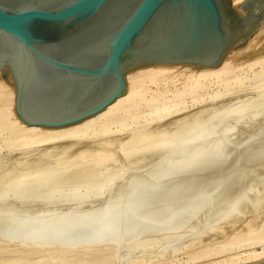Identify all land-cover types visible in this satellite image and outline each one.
<instances>
[{
  "label": "bare ground",
  "instance_id": "obj_1",
  "mask_svg": "<svg viewBox=\"0 0 264 264\" xmlns=\"http://www.w3.org/2000/svg\"><path fill=\"white\" fill-rule=\"evenodd\" d=\"M242 1L243 0H232V4L233 6H235ZM263 37H264V19L246 39H241V38L238 39L225 53L220 64L213 68L198 69V70L191 69L184 71L177 69V66L172 64H151V65H145L128 70L126 72L127 90L125 93L118 96L114 101L108 104L100 112L92 116H89L87 118H84L81 121L61 127L47 128L39 125H27L23 121H20V118L16 116L13 110L14 96H15L14 86L7 83L4 80L0 71V133L2 132L7 133V135L2 138L5 141V143L9 144L10 146H18V145L21 146L30 143L35 145L40 144L41 146L46 145V146H54V147H56V145H60L62 147L61 150L63 152L68 153V155L69 154L72 155V158L67 157L65 159L64 156H62L63 154L61 155L62 157H60L59 154L57 155V157L59 156L58 157L59 159L57 161L54 159L55 160L54 164L49 165L48 163V165H43L44 163H46L45 157L47 154L46 153L43 155L41 154L42 155L41 157L44 158L42 164L40 163L37 164L36 166L34 165L35 167L33 168L32 166V169L30 167V171H26L28 169L25 170L26 172L22 171V173L19 171V173H16L15 177L11 181L8 182L1 181L0 207H3L4 202H6V200L8 199H14L13 201H15L17 197L19 199L21 195H22L21 197H23L24 195L23 198L26 199L27 196L25 197V194L27 193V191L30 192L31 194L34 192L36 196L34 195V193L33 195H31L32 197L28 194L31 197V199L34 198L33 196L42 197L43 200L46 199L44 200L45 202L47 201V203L43 202L45 203V205L48 204L49 201L50 202L55 201L58 204H65L64 210L67 209V212L64 211L65 213L64 212L62 213L63 215L57 212L53 214L52 212L53 215L57 213L55 217L52 214L50 215L49 213H51V211L47 209L49 213L48 211H46L47 213L45 212V216H43L42 218H41L42 215L40 216L41 219L45 218L44 220H48V219L56 220L57 218L56 216H60L58 214H61V217H59V219L57 218L58 219L57 222L59 221L64 222L65 225H68V223L70 225L71 224L74 225L72 226L73 229L70 232L55 230V232L54 231H52V233L50 232V235L48 234V237L54 238L56 236H60L63 237V239L66 238L80 239V238H86L87 234L93 231H95L96 235L98 236L94 239H91V241H95V242L89 245L90 247L81 249L82 251H80L79 253L70 250L72 249L71 247H64L62 243L56 245V247H54L52 250H48L41 256H38V254H36L38 253L36 249L20 247L17 248L16 251L17 253L13 257H7V256H5V258L0 257V264H39V262L41 261H43L44 264H123L122 263L123 261L121 260L124 259L125 257H123L124 255L120 256V249L122 250L125 244L127 246L129 245L128 246L129 248H132V249L128 248L129 252L133 251V249L136 248V245L134 246L135 247L134 248L133 244L131 243H130L131 245L127 244V240L125 239L126 237L124 235L125 233L128 232L125 231L124 229H128L130 232L136 231V232H132L134 234L129 233L131 234V236L130 235L128 236L131 239H134L132 237H138V235L140 234V233L137 234V232H139L137 230H140V228L138 229L137 226L138 227L140 225L144 226L143 222L152 223L150 221L145 220L144 218L146 217L144 216L142 217V214H144V212L141 214V217L131 216V218L130 217L125 218L123 214L130 213L128 212V210L132 208L139 209L140 211H142L147 204H150V202L152 203L158 202L159 200L157 199L159 198H154L156 201H150L147 203L146 200L151 198L152 195L154 196L157 190H162L163 186L159 184L161 182L170 179V177L172 178V176L179 173L193 172L202 167L210 168L214 165H218L215 163H218L220 158L218 160H214V159L218 158L216 154H218V156L221 157L220 154L222 153L221 150H217V147H214V145L217 146L218 144H221L220 148L218 149H224L222 147L227 146L224 145V142L226 140L227 142H231L228 141L227 138L229 137L227 136L230 128H231L230 130H232L233 127L236 128V126L233 125H237V127L242 128L241 126L243 125L240 124H239L240 126L238 125V122L244 123L241 122V120L244 121L242 118H244L245 116L256 117L260 115L259 113L258 115L255 114L257 113L256 111L257 108L264 106V90H261L258 93L255 100L243 102L239 105L229 104L226 107H222L220 111L217 109L218 112L213 114L211 113L212 112L211 109L210 110L211 112L208 113L209 115H211L210 118L213 120L212 122L208 121V123L211 122L210 124H208V126L211 125L209 127L207 126L204 128L205 125L201 127V123H197L200 125L196 124L197 126H193V127H191L192 125L191 124L189 127V125H187L188 123L186 124L183 120L182 123H185V125H187V128H185L186 126L184 125H180L181 127H179L174 131H170V133H168V131L165 132L166 130L163 131L160 130L157 133H155V131L152 132L150 131V129H146V128L144 129L141 126L146 127L148 123L151 124L152 121L155 122L159 120V118L166 116L170 112L180 109L181 105L186 102L187 98L195 102L200 98H202L203 96L209 94L208 96H212L213 99H218L229 90L230 85L234 83H241L242 81H244L243 79H246L245 78L246 75H241L240 73L236 72V68H241L240 63L236 62V60L240 56L249 53L253 44L256 43L257 41L258 44L260 43L259 40L262 43L264 40ZM256 46L259 47V45L257 44ZM260 48H262V46ZM254 57L255 59L257 58L256 55ZM258 59L259 58H257V60ZM259 60L263 61L264 59H259ZM259 60L257 62H259ZM263 74H264L263 69L260 71L255 70L254 72L255 77L259 79ZM178 78H180L181 81L178 82L177 81ZM162 82H164L163 85H161ZM152 84H155L156 87L152 88ZM211 84L214 85V88L215 87H219V88L216 90L212 87V89L210 90ZM142 105L149 107L147 109H141ZM215 109L216 108H214V110ZM262 113H264V111L261 112V114ZM195 117L197 116H194V118ZM141 119L144 120L141 122L142 124L140 126L141 130L138 129V131L140 130L139 132L132 130L133 124L136 122L138 123V121ZM196 119L197 118H195L194 121L189 120L187 122L190 121L195 122L198 120L204 121V118L198 120ZM257 119L256 122L259 123ZM253 120L254 119H251L252 121L250 122L251 126L255 124V123L252 124ZM213 123L219 125V128H221V129H216L218 131V132L216 131L217 133H215L216 125H214ZM261 125H264V123L263 124L261 123ZM162 128L163 127L157 129L159 130ZM257 128L261 129L259 126L256 127L254 131H256ZM219 130H221L220 133ZM248 130H251V128ZM261 131L263 130H260V132ZM214 134L217 135L215 136ZM248 134L245 136H247L248 138H253V136L250 137L251 135ZM253 134L255 135L256 133L253 132ZM118 138H120V140H118ZM254 138L256 137L254 136ZM115 139H117L118 141H116ZM239 145H236L237 146L236 148L242 146ZM243 145L245 146V144ZM214 148L216 150H213ZM43 150L45 151L46 149H42V152ZM53 150L55 151V149ZM59 151L60 150H58V152ZM45 152H47V150ZM55 152L57 153V151ZM214 152H220V153H214ZM117 153L126 158H131L133 156L131 160L137 157L135 155L139 156V154L148 155V156L152 154H159V155L164 154L163 156L165 157L166 156L167 157L173 156V157H171L172 159L169 158V160H171L170 162H172L171 165L170 163H168V165L164 167L165 165L162 166L160 163H158L161 166V168L159 167L160 170H162V167L166 169L164 170V173L154 172L156 174H154V177L150 179L147 178L145 180L144 177L140 175H133V176L129 175L131 178H128L129 180L125 182L123 190L115 196L114 193H112V190L114 188V185H116L115 183L123 175L121 173L122 171L115 170L114 168H113L114 170H112V168L108 170L110 166L108 168L107 164L111 163L110 161L113 160V156L116 155ZM49 154L51 155V153ZM117 156L115 157L117 158ZM259 156L263 157L264 155H259ZM41 157L39 158L41 159ZM177 157L178 159L180 158L182 160L176 161ZM42 160L43 159H41V161ZM25 163H27V160ZM155 167L157 168L158 166L155 165ZM3 171L5 172V170ZM7 172L8 171H6V173ZM158 173L161 174L159 175ZM7 175H9V173H7ZM67 178L69 179L72 178L73 182L71 181V183L73 184H71L68 188H64L63 182L65 181L66 183V181H70V180H66ZM262 180H263L262 185L264 186V179ZM67 183L70 184V182ZM176 185H177V189L178 188L182 189V184H176ZM218 185L220 186L221 184ZM218 185L213 186L212 188L213 189L218 188ZM173 186L169 188L171 192L170 190H166V191H169L174 195L173 197L171 196V199L174 201L177 195L183 194L182 193L183 191L181 190L179 191L178 189V193H176L177 189L176 187ZM251 189H255V187ZM263 189L264 188H262V190L260 191L264 192ZM186 190H188V192L190 191V189L188 188ZM217 190H212V191L216 192ZM212 191L210 190L211 194L213 193ZM204 192L205 191H203L202 193ZM262 192L259 193L257 192L254 195L247 198L248 200L250 199L249 201H251L252 203V206L254 208L253 210L254 214H252V216L250 217L248 225H246L245 231L235 233L234 235H232V238L227 239V242L226 240L222 241L221 242L223 243L222 245L207 244L202 248H199L191 252L189 257L185 261L186 262L185 264H257V263L263 264L262 259H264V222H262V220L261 223L257 221L260 224L256 222V219H264V196H262ZM199 193L201 194V192ZM206 193L208 195L210 194L207 191L204 193V196L207 195ZM193 195H191L189 199L191 197L192 198L194 197L195 200H197L196 196L198 195L195 194ZM218 195L220 194L218 193ZM218 195H215L216 197L214 196V194L211 196L209 195L204 197L201 194L200 197L203 196L202 199L203 201L201 200L203 203L201 201L198 202L199 201L198 199L195 205L196 204H197L196 206L201 205L202 207L210 206L209 208L213 209V207H216V204L218 205L219 203L213 201H220L219 199L217 200V198L221 199V197H217ZM21 197L20 200H22ZM182 197L183 198L180 199L185 200L183 201L185 203L186 201L189 200L186 199L187 198L186 196L182 195ZM38 199L39 198H37V200ZM208 199H211L212 202L211 201L207 202L206 200ZM20 200L18 201L20 202ZM35 201L36 200L34 199V203L37 202ZM192 201H190L189 204L187 203L189 207H186L184 203L182 204L184 205V208H181V210L178 208V210H180L179 212H181L180 215H184V217L179 216V212L177 213L176 211L175 213L178 214L177 218L176 215L173 216V214H175L173 213V210L175 211L176 207H181L182 205L178 204L177 206H175L177 203L175 202L174 203L175 208L171 210L172 212H169L172 215V216L170 215L171 219H174V221L170 220L169 219L170 217L166 218V220L169 219L170 222L173 221V223H175V221L176 222L179 221L177 220L178 218L179 219L188 218L191 220L195 219L196 221L200 222L199 221L200 219L199 220L196 219L198 217L200 218L199 215L200 209L198 211L196 207L193 208L195 205L193 204L194 200ZM32 202L33 200H31V202L29 203L33 204ZM183 202L179 200L178 203H183ZM206 203H212L215 205L212 206V204L208 205ZM190 204L192 205L190 206ZM84 205H88L89 207H95V208H89L88 210L83 211L80 208ZM158 205L163 207L161 203H158ZM236 205L235 207L234 205L233 206L231 205L230 207L236 208ZM55 206L52 208L53 210L57 206L58 208H60L62 205L61 206L57 205L56 207ZM127 206L129 208L123 209ZM237 207H239V204ZM236 210L239 211L238 208H236ZM230 211L229 210L228 212L225 211L226 213L221 212L223 213V215L222 216L220 215L218 217H222L221 219L223 218L226 219L227 215L230 214L232 215ZM233 211L235 212V209ZM145 212L147 211L145 210ZM46 214L50 215V217L53 216V218H50ZM215 215L213 216L216 217ZM213 216L211 217V219H213V221L211 222L205 219L207 223H210V225H212L213 223L212 226L210 227L209 225L207 226V228L210 230L211 227L213 226L216 227V225L218 226V223L216 222L219 221L223 223L222 221H220L221 220L220 218L217 217L214 219ZM161 217L163 216H160V218ZM205 220L204 222H206ZM161 221H163V219ZM168 221L166 223H168ZM189 221L190 220H188L187 222ZM148 223H146L145 225L147 228H148ZM214 223H216V225H214ZM163 225H165V221ZM171 225L169 223L168 226L171 227ZM175 225H177V227L179 228V226L180 227L183 226V223H181V225L175 223ZM135 227L137 228L136 230H134ZM164 227H167V225L163 226V228ZM172 227L174 228L175 226L172 225ZM147 228H143V229H147ZM149 228L152 229L154 227H149ZM178 228H174L173 230L170 228H169L170 230H167L166 228L164 230H167L166 232H169V231H175ZM182 228H184V226ZM179 230L182 229L179 228ZM185 230L186 229L184 228V231ZM187 230H192V229L189 228ZM28 233L31 234L32 232L31 233L28 232ZM173 233L179 234L175 231V232H170L168 236H173ZM186 233H190V232L186 231ZM135 234L137 236H135ZM181 235L183 236V234ZM104 236H108V237L104 238ZM173 238H175V236H173ZM251 238L255 239V243L250 244L249 242H247ZM178 239L180 238L173 239V241L172 239H170L168 244H163V245L161 244L160 245L161 247L158 246L157 249H150V250L148 249L149 250V251L147 250L148 252H146L145 249L144 250L145 253L141 259L140 258L131 259L127 263L124 261V264L125 263L155 264L162 260L160 259L161 257L160 255L162 253H165L167 249H169L170 246L168 245H171L170 242L172 243L176 242L178 241ZM245 242H247V244ZM95 243H101L100 245L103 247L101 248L98 247L96 251H93L92 249L94 248V246L95 247L100 246L99 244L95 245ZM134 244L137 243L135 242ZM230 247L234 249L230 250ZM0 248L3 249L1 245ZM117 253L118 256H116ZM139 253L143 254V252L141 251ZM124 254L126 255V253ZM32 257H37V258H32ZM5 259H8V263H5ZM177 264H181V263L178 262Z\"/></svg>",
  "mask_w": 264,
  "mask_h": 264
},
{
  "label": "water",
  "instance_id": "obj_2",
  "mask_svg": "<svg viewBox=\"0 0 264 264\" xmlns=\"http://www.w3.org/2000/svg\"><path fill=\"white\" fill-rule=\"evenodd\" d=\"M263 19L264 0H0V71L20 121L61 127L125 93L133 68L218 66Z\"/></svg>",
  "mask_w": 264,
  "mask_h": 264
},
{
  "label": "rangeland",
  "instance_id": "obj_3",
  "mask_svg": "<svg viewBox=\"0 0 264 264\" xmlns=\"http://www.w3.org/2000/svg\"><path fill=\"white\" fill-rule=\"evenodd\" d=\"M261 40H263V39H261ZM257 42L253 44L249 53H247L246 55L240 56L236 60V62H239L241 65V68H236V72L240 73L241 75H246V77H245L246 79H243L244 81H242L241 83H234V84L230 85L229 90L223 96L219 97L218 99H213L212 96H208L209 94H207L195 102L191 101L189 98H187L186 102L181 105L180 109L170 112L169 114L159 118V120H157L155 122L152 121L151 124L148 123L150 126L148 124L146 125V127L141 126L142 125L141 122L144 121L143 119H141L138 121V123L136 122L133 124L132 130L139 132L141 130V127H142L144 129L145 128L150 129V131H152V132L155 131V133H157L160 130L161 131L166 130L165 132L168 131V133H170V131H174V130L178 129L179 127H181L180 125H184V126H186L185 128H187V125H189V127H190L191 124H192L191 127L200 125L197 123H201V127H203V125H205L204 126V128H205L213 120L210 118L211 115H209V113H208V112H211L210 111L211 109H212L211 113L213 114V113L218 112L217 109L220 111L222 107H226L229 104L230 105H239L243 102L255 100L258 93L261 90H264V74L261 76L262 78L260 77V79L255 77V75H254L255 70L256 71H260L262 69L264 70V60L263 61L261 60L262 62L259 60V59H264V40L262 43L259 40V42H260L259 44ZM256 44L259 45V47L256 46ZM261 46H262V48H260ZM256 48H258V49H256ZM254 50H256L257 52ZM255 55L257 58H259L258 60L260 63L257 62L258 61L257 58L255 59V57H254ZM252 74H253V76H252ZM177 81L178 82L181 81L180 78H178ZM163 84H164V82L161 83V85H163ZM155 87H156V85L152 84V88H155ZM212 87L214 88L213 84H211L210 90L212 89ZM218 88L219 87H215L214 89L217 90ZM148 107L149 106L142 105L141 109H147ZM263 107L264 106L256 109L257 113L255 115H258V113L260 115H258L256 117L245 116L244 118H242L244 121L241 120V122H244V123L238 122V125L239 124L243 125V126H241L242 128L237 127V125H233V126H236V128L233 127L234 130L233 129L230 130L231 128L229 129L228 136H227L229 138H227V139H228V141H231V142H227V140H226L224 142V145L225 146L227 145V146L222 147L224 149H218V148H220L221 144L217 143L218 144L217 146L214 145V147H217V150H221V153H222V154H220L221 157H219L218 154H216V156L218 158L214 159V160H218L220 158L218 163H215L218 165L212 166L213 165L212 164L211 165L212 167L208 166L210 168L202 167V168H200L196 171H193V172L179 173V174L172 176V178L170 177V179H168L164 182H161L159 184V185L163 186L162 187L163 191L157 190L155 192L154 196L151 194L152 197L146 200V203H147L150 201H156L154 198H159V199H157V200H159L158 202H156V203L150 202V204H147L142 211H140L139 209H133L132 208V209L128 210V212H130L131 214L130 213L123 214V216L125 218H129V217L131 218V216L141 217V214L144 212V214H142V217L144 216V217H146V218H144L145 220L152 222V223L143 222L144 226L146 225V223H148V228L146 226L144 227L141 225L139 227L137 226L138 229L140 228V230H137V231H139V232H137V234H139V233L140 234L138 235V237H132L134 239H131L128 236L129 235L131 236V234H134L132 232H136V231L130 232L128 229H124L125 231L128 232V233H125V235H124L126 237V238L125 237L124 238L127 240V244L131 243V244H133V247L136 245V248L135 247L134 248L137 250L133 249V251L129 252L128 251L129 245L127 246L125 244L123 246L122 250L120 249V256L124 255L123 257H125L124 259L121 260V261H123L122 262L123 264H124V261L127 263L131 259H139V258L141 259L145 253L144 252L145 249H146L145 250L146 252H148L150 249H157L158 246H160L161 244L162 245L168 244L170 239H172V241H173V239H176V238H180V239H178V241L173 242V243L170 242L171 245H168V246H170L169 249H167V251L165 253H162L160 255L161 256L160 259H162V260L155 263V264H177L178 262L181 264H185L186 263L185 261L187 260V258L189 257L191 252H193L199 248H202L203 246H205L207 244L222 245L223 244V243H221L222 241L226 240V242H227V239L232 238V235H234L235 233L242 232V231L246 230V225H248L250 217L252 216V214H254V212H253L254 208L252 206V203H251V201H249L250 199L248 200L247 198H249L250 196L254 195L257 192L258 193L262 192L260 190H262V188H264V186L262 185V182H263L262 179H264V156L263 157L259 156V155H264V127H262L264 125H261V123L262 124L264 123V121H263L264 120V118H263L264 113L261 114V112L264 111ZM214 108H216L215 109L216 111L214 110ZM258 111H260V112H258ZM206 115H208V116H206ZM194 116H197V117H195V118H197L196 120L204 118L205 122L202 120H198V121L193 122L195 120ZM261 116H263V117H261ZM257 118H260V119H257ZM246 119H248V120H246ZM251 119H254L252 124L255 123L256 125L254 124L253 126H251V123H250V122H252ZM256 119L259 123L256 122ZM183 120L186 124L187 123L188 124L185 125V123H182ZM189 120H193V121L187 122ZM260 120H262V121H260ZM208 121H211V122L208 123ZM247 121H249V122H247ZM191 122H193L194 124ZM178 124H179V126H178ZM246 124H248V125H246ZM151 125H153V126H151ZM214 125H216V124H214ZM147 126H149L150 128ZM209 126H211V125H209ZM247 126L248 127L250 126V127L248 128ZM259 126L261 129L257 128L256 131H254V129L256 127H259ZM161 127H163V128L159 129V130L157 129V128H161ZM253 127H255V128H253ZM247 128L248 129L251 128V130H248ZM138 129H140V130L138 131ZM216 129H221V128H219V125H216L215 133L218 132ZM260 130H263V131L260 132ZM220 131L221 130H219V133H220ZM233 131H235V132H233ZM232 132H233V134H232ZM253 132H255L256 134L254 135ZM168 133H166V134H168ZM229 133H231L232 135ZM248 133H251V134H248ZM247 134L251 135L250 137L253 136V138H248L247 136H245ZM6 135H7V133H3V132L0 133V178H1L0 182L1 181H5V182L11 181L15 177V174L19 173V171L21 173H22V171H24V172L30 171V167L32 169V166L34 168L37 164H40V163L42 164V162L44 161V158L41 156L45 153L47 154L45 157V161L47 164L44 163L43 165H48V163H49V165L54 164V161L55 160L57 161L59 159L58 158L59 156L57 157V155H59V154H60V157L64 156L65 159L67 157L72 158V155H70V154L68 155V153L63 152L61 150L62 147L60 145H56V147L58 149L54 146H46V145L41 146L40 144L35 145V144H31V143H30L31 145L27 144V145H21V146H19V145L18 146H10L9 144H6L5 141L2 139ZM214 135L216 136L217 134H214ZM256 135H258V136H256ZM254 136L256 138H254ZM259 136H261V137H259ZM229 139H231V140H229ZM244 139H246V140H244ZM115 140L118 141V140H120V138H118V140L117 139H115ZM116 141H114V142H116ZM248 142H251V143H248ZM239 144L242 146L238 147L239 148L238 149V148H236L237 147L236 145H239ZM243 144H245V146ZM35 146H36V148H35ZM42 149H46L47 152H45L46 150L45 151L43 150V152H42ZM53 149H55V151H57V153ZM210 149H212V148H210ZM240 149H242V150H240ZM50 150H52V151H50ZM58 150H60V151L58 152ZM213 150H216V149L214 148ZM31 151H34V152H31ZM242 151H244V152H242ZM49 153H51V155ZM214 153H220V152H214ZM53 154H55V155H53ZM117 154L113 156V160L110 161L111 163L107 164L108 168L110 166L109 169L107 168L108 170H110L112 168V170L115 169L118 171H122L121 173L123 176H121L120 179L115 183L116 185L117 184L118 185L117 186L114 185V188H113L114 192L112 190V193H114L115 196L123 190L124 184L127 180H129L128 178H131L130 176L140 175V176L144 177V179L146 180L147 178L150 179V178L154 177V174H156L157 172L164 173V170L166 168L162 167V170H160L161 166L158 163H160L162 166L165 165L164 167H166L168 165V163H170V165L172 164V162H170L171 160H169V158L173 157L170 155H168L170 157H167V156L165 157V156H163L164 154L163 155L152 154L150 156L139 154V156L135 155L137 157L133 158V160H131L133 156L131 158H126V157H123L122 155H119V154L117 156ZM115 156H117V158ZM39 157H41V159H43V160L41 161V159ZM22 159L24 160V163H23ZM26 160H27V163H25ZM181 160L182 159H180V158L178 159V157L176 159V161H181ZM155 165L158 167L156 168ZM115 166H116V168H115ZM205 166H207V165H205ZM153 168H155V169H153ZM26 169H28V170H26ZM3 170H5V172ZM136 170H137V172H136ZM6 171H8L7 173H9V175L10 174H12V175H10V176L7 175ZM154 172H156V173H154ZM161 173H158V174L160 175ZM66 180H70V181H66V183L70 182V184L69 183L66 184L64 181L63 182L64 188H68L71 184H73V183H71V181L73 182L72 178H70V179L67 178ZM176 184H182V189H180V188H178V189H179V191L180 190L183 191L182 192L183 194H179V195L176 194L177 197H175V199L173 201L171 199V196L173 197L174 195L172 193H170L171 190L169 188L172 187L173 185H176ZM218 184H221L220 185L221 187ZM216 185H218V188H220V189L215 188V187H214L215 189L212 188L213 186H216ZM173 187H176V189H177V185L173 186ZM254 187H255V189H251ZM187 188L190 189L189 192H188V190H186ZM178 189L176 190V193H178ZM166 190H170V192L166 191ZM184 190H186V191H184ZM201 190H203L205 192L208 191V193H210V190L211 191L217 190L216 192L212 191L213 193L212 194L210 193L209 195L211 196L214 194V196H215V195H218V193L220 194L217 196V197H221V199L217 198V200L219 199L220 201H213V202H217V203L219 202L218 205L216 204V207H213V209L209 208L210 206L209 207L208 206L202 207L201 205L196 206L197 205V204L195 205L196 201H198V199H199L198 202H200L203 199V196L205 193V192L202 193L203 191H201ZM173 192H175V191H173ZM199 192H201V194L203 196L200 197L201 194ZM33 193L31 194L30 192L27 191V193L25 194V197L27 196L26 199L23 198L24 195H23V197H21L22 195L20 196L22 200H20V197H19V199L17 197V199L15 201H13L14 199H8V200H6V202H4L3 207H0V245L3 248V249L0 248V257H2V258H5V256L13 257L17 253L16 252L17 248H20V247L29 248V249H36L38 252L36 254H38V256H41L45 252H47L48 250H52L54 247H56V245H59L60 243H62V245L64 247H71L72 249H70V250H73L74 252L79 253L80 251H82L81 249H85L87 247H90L89 245H91L93 242H95V241H91V239L98 237L96 235L95 231L87 234L86 238H80V239H71V238L63 239V237H60V236H56L54 238L48 237V234L50 235V232L51 233H52V231L55 232V230H61L63 232H70L73 229L72 226H74V225H72V224L70 225L69 223H68V225H65L64 222H60V221L57 222L59 217H61V214L64 211L67 212V209L64 210L65 204H58L55 201L54 202L49 201L48 204L45 205V203H47V201L45 202L44 200H46V199L43 200L42 197H35L36 196L35 193H34L35 196H33L34 198L31 199V197H32L31 195H33ZM186 193H187V195H186ZM215 193H217V194H215ZM193 194H195V195L200 194V195L196 196L197 200H195L194 197L193 198L191 197L192 199L191 198L189 199V197ZM182 195L186 196L187 200L189 199L188 201H186V203L183 202L185 200L180 199V198H183ZM209 195L207 194L206 196H209ZM206 196H204V197H206ZM262 196H264V192H262ZM37 198H39V199L37 200ZM168 198H170V199H168ZM23 199L26 201H24ZM34 199L37 201V202L35 201L36 203H34ZM176 199L181 200V202H183V203H178L179 200H176ZM18 200H20V202ZM28 200H30V201H28ZM31 200H33V202H32L33 204L29 203V202H31ZM39 200H40V202H39ZM192 200H194L193 204L195 205V206L193 205L194 206L193 208L196 207V209H198V211L200 209V211H199L200 218L199 217L196 218L197 220L200 219L199 220L200 222L196 221L195 219L191 220L188 218H185V219L180 218L181 219L180 220L178 218L177 220H179V221L178 222L175 221V223H178V225H181V223H183V226L186 229L184 231V228H182L183 226H181V227L179 226V228L182 229V230H179L177 225H175V223H173L174 219H171V217H170L171 213H169V212H172L171 210L174 209L175 206H177L178 204L182 205L185 203V206L189 207L187 205V203L189 204V202ZM206 201L207 202L211 201V199H208ZM43 202H45V203H43ZM175 202H177V203L174 206ZM54 203L56 204V206L62 205L61 207H63V208H61V207L58 208V206L56 207ZM94 203H96V202H94ZM158 203H161V205L163 207L158 205ZM206 204L211 205L212 203H206ZM238 204H239V207H237ZM191 205L192 204H190V206ZM213 205H215V204H212V206ZM231 205L232 206L234 205V207L236 205V208H238L239 211H237L236 208H234V207H230ZM54 206L57 209L54 208V210H53L52 208ZM89 208H95V207H89L88 205H84L80 209L84 211V210H88ZM126 208H129V207L127 206L123 209H126ZM178 208L181 210V208H184V205H182L181 207H176L175 208L176 210L175 211L173 210V213H175L176 211L178 213L180 211V210H178ZM47 209H49L51 211V213H49V211ZM69 209H70V207H69ZM234 209H235V212L233 211ZM145 210L147 212H145ZM228 210L229 211L232 210V211H230L232 213V215L231 214L227 215L226 219H224V218L221 219L222 217H218L220 215L221 216L223 215V213H221V212H225V211L228 212ZM46 211H48V213L50 215L52 214V212H53V214L55 212L61 213V214H58L60 216H56L58 218V219L56 218V220H54V219L53 220L52 219L44 220L45 218L41 219L43 216H45ZM57 213L55 215H57ZM177 213L173 214V216L176 215V218L178 216ZM180 213L181 212H179V216L184 217V215H180ZM163 214H165V215H163ZM166 214H168V215H166ZM46 215H48V214H46ZM50 215H48V216L50 217ZM55 215H53V216L55 217ZM213 215H215L216 217H214ZM224 215H226V214H224ZM40 216H41V218H40ZM53 216H51L50 218H53ZM160 216H163V217H161L163 219V221H161L162 219L160 218ZM164 216H165V218H164ZM212 216L214 219L217 217L220 218L221 219L220 221H222L223 223H221L219 221L216 222V223H218V226L216 225V223H214V225H216V227L213 226V227H211V230H210L207 228V226L209 225V227H210L213 225V223H212V225H210V223H207V221L208 220H209V222L213 221V219H211ZM168 217H170L169 218L170 220H173L171 222H172V225L175 226L174 228H178L177 229L178 231L177 230H175V231L179 234L173 233V236H175V238H173V236H168V234H170V232H175V231L166 232L167 230H170V229L173 230L174 229L171 225L170 220L169 219H168L169 221L166 220V218H168ZM223 217H225V216H223ZM205 219H207V221ZM185 220H186V222H185ZM188 220H190V221L187 222ZM204 220L206 222H204ZM217 220H219V219H217ZM261 220H262V222H264V219H256V222L259 221L261 223ZM164 221H165V225H167V227L163 228V226H165V225H163ZM167 221H168V223H166ZM179 222H181V223H179ZM259 222H257V223L260 224ZM51 223H53V224H51ZM169 223H170L172 228L168 226ZM155 224H157V225H155ZM149 227H154V228L150 229ZM137 228L135 227L134 230H136ZM143 228H147V229H143ZM166 228H167V230H164ZM189 228H191L192 230H187ZM148 229H150V230H148ZM212 230H214V231H212ZM179 231H181V232H179ZM186 231L190 232V233H186ZM28 232H30V233L32 232V233L29 234ZM129 233H131V234H129ZM181 234H183V236ZM135 236H137V235L135 234ZM70 237H72V236H70ZM107 237L108 236H104V238H107ZM135 242L137 244H134ZM247 242H249L250 244H253V243H255V239L251 238ZM247 242H245V243L247 244ZM138 243H140V244H138ZM96 244L100 245L101 243H95V245ZM98 247L101 248L103 246H101V245L97 246V247L94 246V248L92 250L96 251V249H98ZM130 247H132V246H130ZM140 247L141 248L144 247V248L141 249ZM129 249H132V248H129ZM232 249H234V248L230 247V250H232ZM138 250L143 252V254L139 253L140 251H138ZM131 252H133V253H131ZM124 253H126V255ZM116 256H118V253ZM32 258H37V257H32ZM160 259H158V260H160ZM5 263H8V259H5ZM39 264H44V262L41 261V262H39Z\"/></svg>",
  "mask_w": 264,
  "mask_h": 264
}]
</instances>
